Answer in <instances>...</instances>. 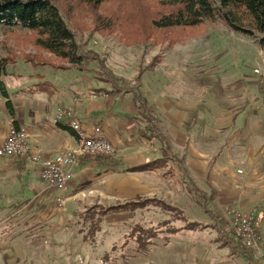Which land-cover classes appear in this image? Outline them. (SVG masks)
Segmentation results:
<instances>
[{"label":"rangeland","instance_id":"374dc122","mask_svg":"<svg viewBox=\"0 0 264 264\" xmlns=\"http://www.w3.org/2000/svg\"><path fill=\"white\" fill-rule=\"evenodd\" d=\"M10 39L0 29V42ZM78 43L84 57L88 51L104 57L113 78L131 84L142 71L140 91L148 114L167 137L171 152L182 158L179 166L171 163L178 182L164 171L129 172L133 164L126 154L110 159L116 166L104 172L107 174L103 179L96 175L94 180L85 181L84 175L75 176L84 182L66 192L60 208L57 194L41 182L37 169L29 170L30 164L26 163L20 179L16 168L20 160L0 158V264H264V219L257 226L259 257L249 258L232 238L224 215L227 207L237 205L222 204L221 196L235 177H242L237 171L243 168L247 150L255 152V148L264 147V50L218 20L207 27L203 36L172 49L127 48L116 37L87 34L79 37ZM4 55L0 48V56ZM154 57L160 62L151 66ZM22 65L25 71L33 70ZM21 69L10 68L20 75L6 79L13 98L25 93L23 89L33 81L28 76L31 71L24 75ZM37 70L48 81L65 80L73 102L78 99L89 105L91 94L97 98L106 94L118 97L124 109L132 111L137 131L133 139L138 145L132 155L136 161L160 156L158 142L145 138L147 126L131 96L114 93L109 84L101 82L96 63L85 58L82 71L68 73ZM14 105L0 104V141L15 124ZM91 161L79 163L76 168L91 172ZM254 183L259 184L256 179ZM138 196L164 201L199 227L171 236L162 234L153 240L147 253L136 252L133 243L122 247L132 224L154 227L168 219L159 209L150 207L109 215L94 243L81 240V214L87 208L124 203ZM260 208V203H252L248 210L240 209L256 215Z\"/></svg>","mask_w":264,"mask_h":264},{"label":"trees","instance_id":"16d2710c","mask_svg":"<svg viewBox=\"0 0 264 264\" xmlns=\"http://www.w3.org/2000/svg\"><path fill=\"white\" fill-rule=\"evenodd\" d=\"M217 20L231 32L253 39L264 50V0H0V29L11 38L10 42H0V48L5 52L4 56H0V95L9 106L6 79L20 75L9 71L10 68L21 66L24 75L31 71L28 76L33 80L32 85L23 89L25 93L49 96L53 94V86L37 69L49 68L63 73L82 71L86 58L96 63L100 81L109 84L114 93L124 92L131 96L139 116L146 123L148 133L145 138L159 144L160 156L131 166L128 171H164V175L178 182L171 163L179 166L182 158L171 152L167 137L148 114L147 102L140 91L142 71L137 73L131 84L113 78L104 57L91 51L86 52L85 57L80 53L78 38L84 34L116 37L119 44L127 48L166 46L172 49L203 36L207 27L213 26ZM29 49L34 52H29ZM159 62L160 59L154 57L151 66ZM23 63L33 70L25 71ZM64 130L70 131L68 125ZM88 160L107 161L109 166H116L110 159L97 155H85L80 162ZM25 164V158L21 157L17 166L23 170ZM150 207L159 209L168 219L154 227L132 224L122 247L133 243L136 252L147 253L153 240L160 235L171 236L199 227V223L186 221L181 210L164 201L138 196L124 203L108 206L94 204L87 208L81 214V240L86 244L94 243L101 224L109 215L133 213ZM261 218L255 215L256 226ZM173 222L179 224L173 226ZM238 246L243 254L251 258L247 249Z\"/></svg>","mask_w":264,"mask_h":264},{"label":"crops","instance_id":"0c3cea01","mask_svg":"<svg viewBox=\"0 0 264 264\" xmlns=\"http://www.w3.org/2000/svg\"><path fill=\"white\" fill-rule=\"evenodd\" d=\"M61 80L62 78L53 81L49 80L53 86V94L49 96L46 94H29L22 92L16 94L14 99L11 96V87H8V92L10 93L9 100L11 103L14 102L15 104V125L27 131L29 135L28 144L33 153H38L43 158H52L55 155L77 147L78 139L75 133L70 128V131L64 130L65 125H68L67 121H62L59 125L54 121L55 110L60 107L64 110L70 109L74 111L80 121L81 129L84 131H90V127L95 125L101 127L105 139L117 149L116 155L108 159L129 155L131 160L130 163L133 164V166L152 160V158H144L142 161L139 159V161H136L135 155H132L135 154L138 148L136 141H134L135 139H133L137 131L134 126V121H132V111L124 109L122 100H119L118 97L116 98L106 94L96 100L89 99V101L92 102L89 105L79 102L78 99L73 102L70 98V87L65 80ZM59 81H61V83H59ZM34 83L35 82H33V84ZM23 94L27 95L25 96ZM1 100H3V102ZM6 101V99L0 96V104L4 105ZM0 110H2L1 107ZM4 139L5 137L0 141V145L3 143ZM260 147L255 148V152L253 150H247L243 168L239 169L242 171V177H235L234 183H232L230 187L224 188L221 194L223 198L222 204L231 202L244 210H248V204L260 203L261 208L256 213V215L262 216L259 225L264 219V183L256 185L254 179H256V175L260 169H262L263 164L262 150L264 147L262 149ZM18 158V160L21 159V157ZM25 161L30 164V167H28L29 170L37 169L39 172L38 166L33 165L26 158ZM91 162V172L87 171V173H85V170L74 169L73 178L68 183L67 191L84 182L74 179L75 176L84 175L86 177L84 178L85 181L94 180V176L100 175L102 178L107 174L104 172L110 171V169L113 168L106 162ZM137 162L139 163L135 164ZM16 168L18 171L20 170L19 166ZM24 170L25 165L18 175L20 179L25 172ZM94 170L97 172L96 174H94ZM1 172H3V168L0 167V173ZM29 175L31 174L28 173V176Z\"/></svg>","mask_w":264,"mask_h":264},{"label":"built area","instance_id":"2783aa9c","mask_svg":"<svg viewBox=\"0 0 264 264\" xmlns=\"http://www.w3.org/2000/svg\"><path fill=\"white\" fill-rule=\"evenodd\" d=\"M89 99L96 100L97 96L91 94ZM54 121L55 123L67 121L69 128L78 139L76 148L52 158H43L30 150L27 131L12 123L0 145V158L25 157L30 163L38 166L39 179L49 190L57 194L56 203L62 208L68 183L72 180L74 169L79 165L80 159L85 155L113 158L117 149L105 139L99 125L93 126L88 132L82 130L78 117L70 109L64 110L58 107L55 110ZM262 162V169L256 175L259 184L264 183V148ZM237 172L242 174L241 170ZM224 212L232 238L247 249L253 259H258L260 244L255 215L252 212L242 211L239 207H227Z\"/></svg>","mask_w":264,"mask_h":264}]
</instances>
